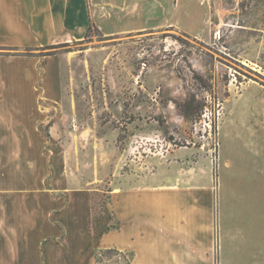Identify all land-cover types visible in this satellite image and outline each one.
Returning <instances> with one entry per match:
<instances>
[{
	"label": "rangeland",
	"instance_id": "374dc122",
	"mask_svg": "<svg viewBox=\"0 0 264 264\" xmlns=\"http://www.w3.org/2000/svg\"><path fill=\"white\" fill-rule=\"evenodd\" d=\"M138 21L11 51L48 77L35 90L41 146L1 153L29 157L48 190L49 239L16 264H264V0H140ZM26 66L0 72L31 94ZM151 194L176 216L147 224L196 239H140Z\"/></svg>",
	"mask_w": 264,
	"mask_h": 264
},
{
	"label": "crops",
	"instance_id": "0c3cea01",
	"mask_svg": "<svg viewBox=\"0 0 264 264\" xmlns=\"http://www.w3.org/2000/svg\"><path fill=\"white\" fill-rule=\"evenodd\" d=\"M138 20L140 0H0V64H17L20 67L22 62L27 63L30 70L25 77L31 91L29 94L17 86L20 80L23 81L22 76L9 77L0 72V264H6L5 261L16 264L17 259L20 262L30 242L49 239L50 235L48 190L42 187L43 176H32L26 155L1 156L2 149L31 148L41 146L43 142L38 137L39 130L34 129V116L39 112L40 94L36 91L40 85L48 83V77L36 73L34 77L33 61L24 55L11 54V51L81 41L86 39L92 26H96L104 36L133 33L144 28ZM17 89L19 91L16 92ZM13 93L15 103L11 98ZM6 98L13 109L8 110L2 105ZM36 120L42 122L41 118ZM154 198L155 194H151L147 206L144 205L147 210L140 206V239H190L191 242L196 239L192 227H164L175 233L171 235L167 231L163 235L157 233L156 226L147 224L146 217H152L153 213L152 219L176 216L161 213L163 206L170 208L171 205L159 206ZM126 217L128 213L120 214L121 220ZM110 232L113 231L104 232L97 239H105ZM117 232L121 239H128L125 230ZM73 239H84V233ZM177 244L176 248L182 250L181 242Z\"/></svg>",
	"mask_w": 264,
	"mask_h": 264
}]
</instances>
